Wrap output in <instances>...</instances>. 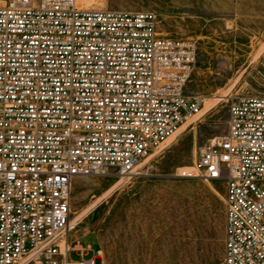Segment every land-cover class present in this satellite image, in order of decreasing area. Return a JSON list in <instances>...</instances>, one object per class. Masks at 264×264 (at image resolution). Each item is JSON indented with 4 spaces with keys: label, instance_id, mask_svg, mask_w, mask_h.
<instances>
[{
    "label": "built area",
    "instance_id": "built-area-1",
    "mask_svg": "<svg viewBox=\"0 0 264 264\" xmlns=\"http://www.w3.org/2000/svg\"><path fill=\"white\" fill-rule=\"evenodd\" d=\"M158 24L148 9L0 0V264H105L71 236L76 177L135 172L203 115L198 45ZM228 108L227 133L178 175L226 182L223 264H264V95Z\"/></svg>",
    "mask_w": 264,
    "mask_h": 264
},
{
    "label": "rangeland",
    "instance_id": "rangeland-1",
    "mask_svg": "<svg viewBox=\"0 0 264 264\" xmlns=\"http://www.w3.org/2000/svg\"><path fill=\"white\" fill-rule=\"evenodd\" d=\"M78 3L153 10L161 34L196 41L188 90L203 99V115L186 121L135 172L110 167L76 177L71 217L80 219L73 237L92 244L90 256L101 250L105 264H223L226 182L184 178L178 172L209 140L227 133L230 96L264 95V0ZM71 257L80 256L73 250Z\"/></svg>",
    "mask_w": 264,
    "mask_h": 264
},
{
    "label": "bare ground",
    "instance_id": "bare-ground-1",
    "mask_svg": "<svg viewBox=\"0 0 264 264\" xmlns=\"http://www.w3.org/2000/svg\"><path fill=\"white\" fill-rule=\"evenodd\" d=\"M81 214H82V213H81ZM78 219H80V216H76L75 219H73V218L71 217V221H72L73 224H76V222L78 221ZM74 230H75V229H73L72 232H71V234H72L71 236H72V237H73V235H74V232H73ZM73 238H74V237H73Z\"/></svg>",
    "mask_w": 264,
    "mask_h": 264
},
{
    "label": "crops",
    "instance_id": "crops-1",
    "mask_svg": "<svg viewBox=\"0 0 264 264\" xmlns=\"http://www.w3.org/2000/svg\"><path fill=\"white\" fill-rule=\"evenodd\" d=\"M89 245H91L92 246V244L91 243H89ZM93 247V246H92Z\"/></svg>",
    "mask_w": 264,
    "mask_h": 264
}]
</instances>
